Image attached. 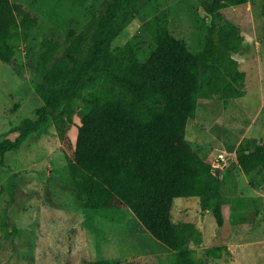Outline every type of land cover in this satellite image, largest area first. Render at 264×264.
<instances>
[{"label": "trees", "instance_id": "1", "mask_svg": "<svg viewBox=\"0 0 264 264\" xmlns=\"http://www.w3.org/2000/svg\"><path fill=\"white\" fill-rule=\"evenodd\" d=\"M143 1L148 0H104L90 9L87 24L70 29L64 41L55 33L42 40L43 50L28 75L43 105L37 119L19 128L13 140L0 142V161L48 124L52 111H59L53 122L64 138L63 127L75 114L73 103L80 100L87 111L76 125L70 174L81 204L89 210L128 209L174 252V264H199L191 245H201L203 234L194 223H174L171 204L175 198L196 197L218 227L225 223L223 179L188 143L186 127L196 115L202 64L210 66L205 81L210 95L227 105L244 94L245 73L233 57L244 37L239 24L222 13L241 10L249 0H198L212 17L200 54L171 34L167 20H148L144 28L154 48L141 61L130 45L116 51L112 45L125 25L131 29L133 10ZM37 23L22 4L0 0L1 62L19 71L10 42L27 39ZM233 163L245 174L263 171L264 145L252 149L242 140L228 167ZM212 250L220 247L208 254ZM86 264L121 263L102 259Z\"/></svg>", "mask_w": 264, "mask_h": 264}, {"label": "rangeland", "instance_id": "2", "mask_svg": "<svg viewBox=\"0 0 264 264\" xmlns=\"http://www.w3.org/2000/svg\"><path fill=\"white\" fill-rule=\"evenodd\" d=\"M11 1L22 4L38 23L27 39L10 42L19 71L0 61V142L13 140L19 128L37 119V109L43 105L28 75L43 50L42 40L55 33L64 41L70 29L81 30L87 24L90 9L104 0ZM222 15L239 24L244 37L241 49L233 54L245 73L244 94L224 105L220 96L209 94L205 81L210 66L202 64L196 115L186 127L188 143L219 169L227 158L234 161L242 140L252 149L264 145V0H249L243 9L229 8ZM132 19L131 29L125 25L112 51L128 44L141 61L154 48L144 28L148 20H167L171 34L195 54L202 52L212 21L198 0L143 1L133 10ZM73 106L75 114L63 127L64 138L53 122L59 111H52L48 124L0 161V264H86L102 259L121 264H174V252L155 240L128 209L89 210L79 201L70 163L76 125L87 109L80 100ZM228 174L224 180L229 177V181L222 186L228 203L222 227L196 197L175 198L171 220L202 226L201 245H191L199 264H264V197L259 196L264 194V170L247 175L254 182L252 188L247 182L243 185L244 178L240 182L238 174ZM238 195L251 199L247 208L258 210L249 227L229 222V203ZM239 200L244 204L243 198ZM245 215L249 217L248 211ZM216 247L220 250L208 254Z\"/></svg>", "mask_w": 264, "mask_h": 264}, {"label": "crops", "instance_id": "3", "mask_svg": "<svg viewBox=\"0 0 264 264\" xmlns=\"http://www.w3.org/2000/svg\"><path fill=\"white\" fill-rule=\"evenodd\" d=\"M196 152L202 157L200 152H198V151H196ZM231 161H232V158H227L226 164L223 167V169H219L218 167L213 166L217 169V172L215 174L220 176L221 179H223L222 186H223L225 181H229V177L224 180V177L226 176L225 173L227 172V173H229L228 176L230 175L232 177L235 176L236 174H238L239 175L238 177L240 178V182H241L242 177L244 178L243 179L244 183L242 182L243 185H245V182H247L251 188L254 187V182H249V180H248L247 175H249V174H245L240 169V167L238 165L233 163V165H231V167H228V163ZM255 172H258V171H255ZM233 185H235V184H233ZM237 185H239V183H236V185L234 187L236 188ZM257 193L259 194V192H257ZM259 196L264 197V194H259ZM239 198L244 199V204L240 203ZM249 202H251V199L247 198L244 195H238V196L234 197L229 203L231 206L229 222L233 221V223H235V225H238V226H247V227L251 226L253 224V222L255 221L254 216L256 215L258 210L254 207L253 208H247V204H249ZM246 211H248L249 217L245 215ZM199 228L202 232V226H200ZM202 234H203V232H202ZM203 239H204V237H203ZM226 245L229 246V243H226Z\"/></svg>", "mask_w": 264, "mask_h": 264}, {"label": "built area", "instance_id": "4", "mask_svg": "<svg viewBox=\"0 0 264 264\" xmlns=\"http://www.w3.org/2000/svg\"><path fill=\"white\" fill-rule=\"evenodd\" d=\"M219 159L223 160V155H219Z\"/></svg>", "mask_w": 264, "mask_h": 264}]
</instances>
